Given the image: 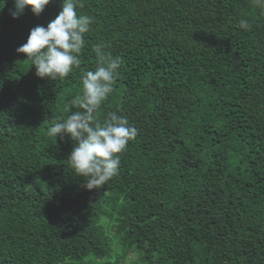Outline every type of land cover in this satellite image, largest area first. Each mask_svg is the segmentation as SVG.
Instances as JSON below:
<instances>
[{"label":"trees","instance_id":"16d2710c","mask_svg":"<svg viewBox=\"0 0 264 264\" xmlns=\"http://www.w3.org/2000/svg\"><path fill=\"white\" fill-rule=\"evenodd\" d=\"M62 3L13 19L0 0V264H264V9L82 0L80 65L41 79L17 48ZM97 45L122 60L98 117L117 112L138 134L89 191L67 161L74 142L47 130L76 110Z\"/></svg>","mask_w":264,"mask_h":264},{"label":"clouds","instance_id":"9594fccd","mask_svg":"<svg viewBox=\"0 0 264 264\" xmlns=\"http://www.w3.org/2000/svg\"><path fill=\"white\" fill-rule=\"evenodd\" d=\"M12 2L15 10L11 15L18 19L26 9L39 17L52 0ZM253 3L264 9V0H253ZM78 7H83L82 0H63L57 17L46 28H33L27 42L17 48V53L25 55L35 68L37 77L63 80L80 65L91 19L78 15ZM239 27L248 30L250 24L241 19ZM94 51L97 66L94 71L82 74V90L69 102L70 108L76 110L66 118L58 117L47 130L49 137L69 136L74 142L67 161L76 175L85 178L84 187L89 191L102 188L118 174L120 154L138 134L127 118L117 112L109 113L103 122L99 119V110L114 91L122 60L106 54L102 45H97Z\"/></svg>","mask_w":264,"mask_h":264},{"label":"rangeland","instance_id":"374dc122","mask_svg":"<svg viewBox=\"0 0 264 264\" xmlns=\"http://www.w3.org/2000/svg\"><path fill=\"white\" fill-rule=\"evenodd\" d=\"M115 250V253H114V261L116 259V257L118 256V253L116 251V247L114 248ZM113 262V259H105V260H101V261H95L93 264H110ZM77 264H80V263H77ZM84 264H90L89 262H86Z\"/></svg>","mask_w":264,"mask_h":264}]
</instances>
